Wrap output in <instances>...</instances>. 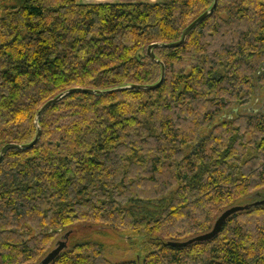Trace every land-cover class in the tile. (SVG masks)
Returning <instances> with one entry per match:
<instances>
[{
  "label": "trees",
  "instance_id": "1",
  "mask_svg": "<svg viewBox=\"0 0 264 264\" xmlns=\"http://www.w3.org/2000/svg\"><path fill=\"white\" fill-rule=\"evenodd\" d=\"M214 2L0 0V154L35 140L48 102L100 93L52 106L37 145L4 156L0 264H40L85 226L142 240L143 264H264V206L169 245L264 201V112L237 113L264 87V0H218L181 47L154 49L158 89L103 94L157 85L148 49L180 42ZM105 252L78 243L52 264H113Z\"/></svg>",
  "mask_w": 264,
  "mask_h": 264
},
{
  "label": "water",
  "instance_id": "2",
  "mask_svg": "<svg viewBox=\"0 0 264 264\" xmlns=\"http://www.w3.org/2000/svg\"><path fill=\"white\" fill-rule=\"evenodd\" d=\"M218 6V0H215L214 5L212 7V9L205 13L203 16H201L199 19H197L193 24H191L186 31L183 34V37L181 39L180 42L178 43H174V44H170V45H152L149 49H148V55L150 57V59L161 65L162 67V78L160 80V82L155 85V86H151V87H140V86H133V87H128V88H122V89H118V90H114L111 92H106L103 94H112V93H117V92H123V91H128V90H146V91H153L158 89L160 86L163 85L164 80H165V74H166V69L165 66L162 62L157 61L156 56L154 54V49L157 48H168V49H177L179 47H181L185 41L186 38L188 37V35L198 26L200 25L202 22H204L210 15H212L215 10L217 9ZM75 93H90V94H100L97 92H92V91H83V90H72L69 91L67 93L62 94L61 96H59L58 98L48 102L38 113L37 115V119H36V126L38 128V132L36 135L35 140L26 146H19V145H7L6 147L3 148L1 154H0V163L2 162L4 156L9 153L11 150H24V151H28L33 149L37 143L39 142L40 136H41V130L39 128V121L42 118L43 114L50 109L52 106L58 104L60 101H62L63 99L67 98L68 96L75 94ZM258 206H264V201H258L252 205H246V206H234L228 210H226L223 214H221V216L216 220L213 229L210 233L205 234L203 236H199L196 237L194 239H191L187 242H182V243H170L169 245L171 247L174 248H185L188 246H191L193 244L196 243H206V242H210L212 240H214L215 238H217L219 236V234L221 233L224 225L235 215L239 214V213H243L246 211H249L250 209H252L253 207H258ZM72 233H67L65 236L62 237V239L57 242L55 249H53L41 262L40 264H52L64 251H66L68 249V242L69 239L71 237Z\"/></svg>",
  "mask_w": 264,
  "mask_h": 264
},
{
  "label": "rangeland",
  "instance_id": "3",
  "mask_svg": "<svg viewBox=\"0 0 264 264\" xmlns=\"http://www.w3.org/2000/svg\"><path fill=\"white\" fill-rule=\"evenodd\" d=\"M165 1L166 0H158L159 3H164ZM251 111H255L257 113L264 112V87H262L259 83L256 84V95L253 104L247 109V111L243 110L237 113L249 115L252 113ZM232 115L234 116L236 114ZM210 132L211 129H206L202 133V137L208 135ZM191 151V148L187 149L188 154L191 153ZM255 200L252 199L248 204L250 205L251 203H254ZM244 204H246V202L241 201L238 203V206H243ZM155 208L156 207H150V210L153 212V214L156 213ZM158 208H161V206ZM60 240L61 237L60 239H57L49 252L55 249L57 242ZM88 241L103 244L105 246L106 257L113 264H123L129 262L143 264V260L146 255L145 247L142 246V240L138 239L134 244H132L127 236H124L119 232L102 229L100 227H77L69 239L68 246L71 249L78 243Z\"/></svg>",
  "mask_w": 264,
  "mask_h": 264
},
{
  "label": "crops",
  "instance_id": "4",
  "mask_svg": "<svg viewBox=\"0 0 264 264\" xmlns=\"http://www.w3.org/2000/svg\"><path fill=\"white\" fill-rule=\"evenodd\" d=\"M82 5H97V4H133V3H148L156 4L158 0H77Z\"/></svg>",
  "mask_w": 264,
  "mask_h": 264
},
{
  "label": "bare ground",
  "instance_id": "5",
  "mask_svg": "<svg viewBox=\"0 0 264 264\" xmlns=\"http://www.w3.org/2000/svg\"><path fill=\"white\" fill-rule=\"evenodd\" d=\"M208 234V233H207ZM203 236V235H202Z\"/></svg>",
  "mask_w": 264,
  "mask_h": 264
}]
</instances>
